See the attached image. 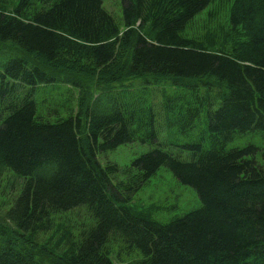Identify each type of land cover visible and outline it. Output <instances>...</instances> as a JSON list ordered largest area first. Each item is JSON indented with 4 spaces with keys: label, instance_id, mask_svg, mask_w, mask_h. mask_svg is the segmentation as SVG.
<instances>
[{
    "label": "trees",
    "instance_id": "trees-1",
    "mask_svg": "<svg viewBox=\"0 0 264 264\" xmlns=\"http://www.w3.org/2000/svg\"><path fill=\"white\" fill-rule=\"evenodd\" d=\"M215 1L121 0L120 26L103 0H0V183L9 175L19 193L5 213L17 234L0 228V264H38L25 243L79 210L88 223L56 224V264H264V166L254 147L227 148L264 133V0H228L211 49L187 32ZM51 92L54 121L37 109ZM203 116L189 159L156 148L119 181L117 166L98 161L158 144L159 119L188 133ZM162 167L202 203L165 224L129 205Z\"/></svg>",
    "mask_w": 264,
    "mask_h": 264
},
{
    "label": "rangeland",
    "instance_id": "rangeland-1",
    "mask_svg": "<svg viewBox=\"0 0 264 264\" xmlns=\"http://www.w3.org/2000/svg\"><path fill=\"white\" fill-rule=\"evenodd\" d=\"M103 7L110 13L116 21L123 25L122 18V3L121 0H103ZM231 8V3L228 0H216L206 11L199 15L190 25L187 35L198 40H203L208 47L213 49L217 43V37L214 30L221 28L226 29L228 27V17ZM5 48V47H4ZM61 78H66L67 75L62 73L59 75ZM80 81L81 85L85 87L87 91L88 79H80L74 77ZM64 88H62L63 90ZM72 97L77 98L80 96L79 88L76 91L71 88L69 90ZM75 93V94H74ZM87 96V95H86ZM57 94L51 92L46 97L44 95L37 96V109L39 115L47 118L50 121H54L59 117L57 113L51 110L50 105L54 104ZM158 101V97H157ZM57 110V108H56ZM55 110V111H56ZM160 115V114H159ZM201 124H197L196 128L188 133H182L178 127H168L159 119L157 125L158 144H142L140 142H134L118 147L113 151H109L98 156V161L102 166L115 165L119 168V172L113 178L117 181L125 180V173L131 168L132 162L138 157L150 152L153 149L161 148L163 151L169 152L174 156H180L183 160L189 159L191 154L185 150L184 146L192 143H196L205 137L203 130H206L204 123V116L202 117ZM207 124V123H206ZM249 147L255 148L254 158L256 162L264 166V133L263 132H249L243 135H238L235 139L229 143L228 149H247ZM12 178L5 174L2 176L0 183V228H5L6 225L11 226L7 231H14L17 234V229H14L13 225L5 219V213L11 208L18 196V192H14L16 180H13V184L6 185V182ZM133 209L137 211H148L151 213L152 218L159 223H169L171 220L179 217H183L186 214L198 210L201 208L202 203L195 192V190L189 186L182 185L173 175V173L166 167H162L156 175L139 191L130 201L129 204ZM85 216V218H84ZM55 219V228L48 233H39L36 235V239L33 241L35 244L29 242L27 244L30 251L35 256L38 264H56L57 263V250L64 249L63 234L60 228H56V224L61 220H79V223L88 218L83 210L67 213ZM21 239L25 240V236L21 235L16 237V243H20ZM113 260L116 264H126L133 258L123 256L122 261L118 257L113 256Z\"/></svg>",
    "mask_w": 264,
    "mask_h": 264
}]
</instances>
